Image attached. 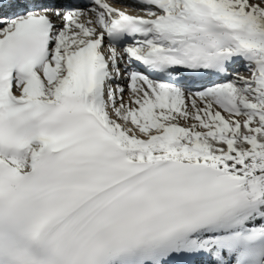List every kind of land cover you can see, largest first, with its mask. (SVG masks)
<instances>
[{
  "label": "snow or ice",
  "instance_id": "6c2138e0",
  "mask_svg": "<svg viewBox=\"0 0 264 264\" xmlns=\"http://www.w3.org/2000/svg\"><path fill=\"white\" fill-rule=\"evenodd\" d=\"M0 264H264V0H0Z\"/></svg>",
  "mask_w": 264,
  "mask_h": 264
}]
</instances>
